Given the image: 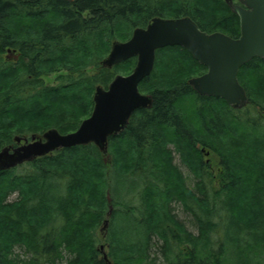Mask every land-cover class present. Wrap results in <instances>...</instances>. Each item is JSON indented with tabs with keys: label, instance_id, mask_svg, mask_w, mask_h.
Wrapping results in <instances>:
<instances>
[{
	"label": "trees",
	"instance_id": "obj_1",
	"mask_svg": "<svg viewBox=\"0 0 264 264\" xmlns=\"http://www.w3.org/2000/svg\"><path fill=\"white\" fill-rule=\"evenodd\" d=\"M153 17H188L205 33L239 35L226 0H0V150L16 136L75 130L73 111L89 115L95 86L135 64L102 67L111 43ZM8 48L17 61L4 58ZM204 70L180 47L159 49L139 84L151 106L108 137L106 154L89 143L24 163L23 175L1 171L0 264H157L158 256L166 264H255L264 253V58L239 69L241 109L193 91L187 80ZM52 71L66 75L44 85ZM201 149L216 155L219 175ZM109 206L105 261L95 231Z\"/></svg>",
	"mask_w": 264,
	"mask_h": 264
},
{
	"label": "water",
	"instance_id": "obj_2",
	"mask_svg": "<svg viewBox=\"0 0 264 264\" xmlns=\"http://www.w3.org/2000/svg\"><path fill=\"white\" fill-rule=\"evenodd\" d=\"M226 3L238 18L237 38L220 32L207 34L188 17H153L144 28H135L128 40L114 41L101 66L111 68L135 58L131 72L115 75L106 89L95 87L91 112L74 131L61 134L48 129L28 140L15 137V147L0 150V172L60 149L88 143L105 154L107 138L119 133L136 109L150 106L151 97L140 93L138 85L151 73L155 51L166 46L183 48L205 67L202 75L187 82L195 93L220 98L233 109L243 107L247 97L237 74L252 58H264V0H237V4L226 0ZM5 58L10 59L8 55ZM102 258L107 261L104 253Z\"/></svg>",
	"mask_w": 264,
	"mask_h": 264
},
{
	"label": "rangeland",
	"instance_id": "obj_3",
	"mask_svg": "<svg viewBox=\"0 0 264 264\" xmlns=\"http://www.w3.org/2000/svg\"><path fill=\"white\" fill-rule=\"evenodd\" d=\"M5 50H6V49H5ZM3 54H4V53H3ZM3 54H2V57H3ZM14 54H15V53L10 52V54H4V56H5V55H8V56L10 57V59L13 60V56H14ZM15 60H16V59H15ZM17 60H18V58H17ZM17 60H16V61H17ZM56 68H57V67H56ZM158 70H159V69H158ZM87 72H88L89 74H91V73H92V69H88ZM161 72H164V71L162 70ZM161 72H160V73H161ZM59 75H66V72H65V71H58V72H57V71H56V72H53V71H52L51 74H49V75H47V76H42V77H41V78H42V83H43L44 85H47V86L54 85V84H56V82H57V77H58ZM70 107H72V106H70ZM73 113L75 114V116H76V118H77V119H76L77 121L86 118L85 116L83 117V116L81 115L79 109L74 110ZM48 121H49L50 123H53V122L55 121L54 116H50V117H48ZM48 129H49V128H48ZM27 135H28V134H27ZM198 147H199V145H196V148H198ZM206 154H207V155H206ZM203 156H204V157H203V162H204L205 164H207V162L210 163V164H209V167H210V171H211V173L213 174V176H217V175H219V174H218V165H217V157H216V155H214V154L211 153V152L209 153L208 151H206L205 153H203ZM107 160H110V161H111V155H110V156L108 155ZM174 164L177 165L178 168L180 169V171L182 172L183 176L185 177V182H186V184H187L189 187L192 188V186L194 185V179H193L192 175L187 171V169H186L184 166L181 165V163H180L179 158H178L177 155L174 156ZM106 166H108V164H106L105 167H106ZM29 170H30V168H29L28 166L24 165V163H23V165L21 164V165H19V167H18V166L15 167L14 174H16V175H23V174L28 173ZM216 179H218V178H215V181H216ZM215 181L212 182V187L215 188V189H217L218 185L216 184ZM112 188H113V189H116V188L118 189L119 187H118L117 185L114 184V185L112 186ZM215 189H214V190H215ZM15 198H16V196H15V194H14V195H11V196L9 197V200H14ZM132 201L135 202V198H134V197H132ZM108 209L111 210V206H109ZM108 209H107V211H105L104 217H103V219L101 220V222L99 223V225H98V227H97V229H96V231H95V236L97 237V240L99 241V242L96 244V247L99 248L100 246H102V247H103V248H102V251H103V252H107V244H106V242H104V240H105V237H104V236H105V235H104V231H103V229L105 230L106 227L103 228V222H104L105 219L109 218L108 215H107V214H108V211H109ZM173 209H174V210L172 211V212H173L172 214H174L178 220H180L181 222L187 224V225L185 226V227L187 228V230H188L189 232H191L192 234L196 235V234H197L196 230H195V229H192V228L190 229V225H192V224L190 223V221H192V220L190 219V217H189L188 215L182 213V210H181L180 208H178L177 206H174ZM216 219H217V221H219V219H218L217 217H216ZM183 247H184V245H180V246H179V249H182ZM14 251H15L16 254H19V255L21 256V258H23L22 251H21L20 249L16 248ZM157 256H158V255H157ZM158 260H159V261H157V264H166L165 262H162V261H161V260H163V258H161V257H159V256H158ZM255 264H264V253H263L262 256H261V255L259 256V254H257V256H256V258H255Z\"/></svg>",
	"mask_w": 264,
	"mask_h": 264
},
{
	"label": "bare ground",
	"instance_id": "obj_4",
	"mask_svg": "<svg viewBox=\"0 0 264 264\" xmlns=\"http://www.w3.org/2000/svg\"><path fill=\"white\" fill-rule=\"evenodd\" d=\"M8 50H10V49H8ZM10 51H11V50H10ZM14 56H16V55H14ZM14 56H13V57H14ZM14 60H15V59H14ZM49 129H54V128H49ZM47 130H48V129H47ZM55 130H56V129H55ZM57 131H58V130H57ZM58 132H59V131H58ZM64 134H65V133H64ZM20 138H21V139H27V140H28V139H29V136H21ZM108 210H109V211H108V214H107V215H108V217H110L111 210H110V209H108ZM108 222H109V218H107V219L104 220V222H103V228H105V227L107 228V226H108ZM102 248H103L102 246L99 247V250H100L101 254L103 253ZM108 264H109V263H108Z\"/></svg>",
	"mask_w": 264,
	"mask_h": 264
},
{
	"label": "flooded vegetation",
	"instance_id": "obj_5",
	"mask_svg": "<svg viewBox=\"0 0 264 264\" xmlns=\"http://www.w3.org/2000/svg\"><path fill=\"white\" fill-rule=\"evenodd\" d=\"M232 2L236 3V0H232ZM8 49H9V48H8ZM8 49H6L5 52H7ZM10 50H11L10 52L15 53L14 55H16L17 58H19V53H18L16 50H14V49H10ZM16 60H17V59H16ZM16 60L13 59V61H16ZM151 103H152V99H151Z\"/></svg>",
	"mask_w": 264,
	"mask_h": 264
}]
</instances>
